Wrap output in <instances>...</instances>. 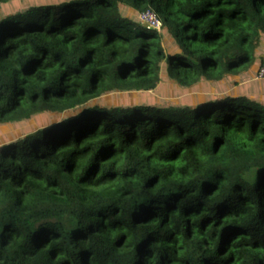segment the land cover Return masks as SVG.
<instances>
[{"label": "trees", "instance_id": "obj_1", "mask_svg": "<svg viewBox=\"0 0 264 264\" xmlns=\"http://www.w3.org/2000/svg\"><path fill=\"white\" fill-rule=\"evenodd\" d=\"M18 1L0 0V125L27 123L0 137V264H264V100L210 90L256 65L264 0Z\"/></svg>", "mask_w": 264, "mask_h": 264}, {"label": "rangeland", "instance_id": "obj_2", "mask_svg": "<svg viewBox=\"0 0 264 264\" xmlns=\"http://www.w3.org/2000/svg\"><path fill=\"white\" fill-rule=\"evenodd\" d=\"M18 2L20 3L21 0H19ZM161 27L162 24L161 25L159 24V28H158L159 31H161L162 29ZM162 33H164V31H162ZM167 41L168 39L165 38V43H167ZM260 57L264 59V42L260 51L257 54L256 65L252 69L251 73L248 74L246 73L238 78L239 81L238 86L233 85L235 80L234 78H232V79H228L226 83L221 85H216L215 88H211L210 90L213 91V93L215 92V90H219L221 94L227 95L231 93L232 90L237 91L238 88L241 90L245 87L244 89L247 91L249 96L255 98L258 101H260V99L264 100V78L259 77V70L261 68L260 65L261 63L259 64L261 60ZM161 86L164 88L163 90L169 94L167 95L165 93L166 94L165 96H167L166 98L168 100L180 101L182 97L192 94L191 91L182 92L189 90L177 87L174 82L162 81ZM26 127H27V123H22V124L11 123L8 125H0V137L4 138L12 135H21L22 133L25 132Z\"/></svg>", "mask_w": 264, "mask_h": 264}, {"label": "built area", "instance_id": "obj_3", "mask_svg": "<svg viewBox=\"0 0 264 264\" xmlns=\"http://www.w3.org/2000/svg\"><path fill=\"white\" fill-rule=\"evenodd\" d=\"M140 20H141V23L145 27L150 28V29L158 30L159 24L161 25V21L158 19L156 13L152 10L143 12L140 15ZM259 77L264 78V62L261 65V68L259 70Z\"/></svg>", "mask_w": 264, "mask_h": 264}]
</instances>
